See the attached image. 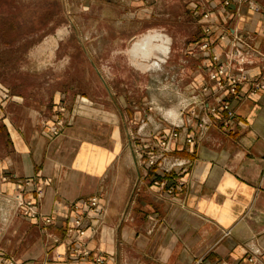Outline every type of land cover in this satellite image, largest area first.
I'll return each instance as SVG.
<instances>
[{
    "label": "crops",
    "instance_id": "1",
    "mask_svg": "<svg viewBox=\"0 0 264 264\" xmlns=\"http://www.w3.org/2000/svg\"><path fill=\"white\" fill-rule=\"evenodd\" d=\"M253 1L259 12L236 14L218 0L208 5L218 29L213 38L221 30L230 34L217 52L231 55L234 67L246 72L239 98L231 99L234 120L226 126L224 115L202 113L209 125L200 132L196 121L182 119L179 139L150 169L147 157L163 154L158 142L171 131L156 122L143 124V138L133 143L124 117L95 105L78 115L69 109L60 134L52 136L57 99L47 121L21 101L3 108L9 143L0 159V262L70 264L64 244L53 242L64 237L65 225L35 224L17 214L15 196L22 190L41 218L71 217L73 203L100 196L106 219L87 247L106 264H252V257L253 264H264V91L250 94L264 82V0ZM146 2L113 1L120 10L140 8V20L148 21ZM199 3L207 8V0ZM237 34L246 46H233Z\"/></svg>",
    "mask_w": 264,
    "mask_h": 264
},
{
    "label": "rangeland",
    "instance_id": "2",
    "mask_svg": "<svg viewBox=\"0 0 264 264\" xmlns=\"http://www.w3.org/2000/svg\"><path fill=\"white\" fill-rule=\"evenodd\" d=\"M113 1L0 0V112L21 101L47 121L55 99L72 102V115L102 106L124 117L133 143L143 124L167 131L188 117L207 81L192 44L200 0H148V21ZM8 143L0 119V159Z\"/></svg>",
    "mask_w": 264,
    "mask_h": 264
},
{
    "label": "built area",
    "instance_id": "3",
    "mask_svg": "<svg viewBox=\"0 0 264 264\" xmlns=\"http://www.w3.org/2000/svg\"><path fill=\"white\" fill-rule=\"evenodd\" d=\"M215 0H207V8L201 7L199 2L193 4V11L197 17V23L203 34V39L199 42L195 49L202 57L201 69L206 75L207 82L202 85L198 99L194 101V107L189 111L188 123L193 124L196 121L195 127L198 131H204L208 128L209 121L202 116L205 113L207 116L224 115V124L229 126L235 118V110L231 101L237 100L240 96L239 87L246 80V72L244 69L235 68L231 55L219 53L216 50L217 43H222L230 37L228 30H221L217 36L213 38L215 32L218 31L215 26L213 12L209 8V4ZM221 7L224 9H233L236 14H241L243 9L252 12H259V7L253 0H218ZM232 43L234 47L246 46L245 39L237 34L233 36ZM258 91H264V82L256 83L251 90V95H255ZM232 99V100H231ZM81 103L87 107L93 106V103L81 98ZM72 103H56V113L59 116L54 122L50 133L52 136H58L64 125L62 115L69 110ZM182 121V119L180 120ZM180 125L176 124L175 129L162 135L158 142V147L162 149L163 154L150 153L147 157V168L150 169L159 165L164 161V154L167 153L171 146L180 137L177 131ZM195 136L189 133L186 137L187 144L194 143ZM140 159L143 156L140 155ZM7 175L3 177V181L7 182ZM42 190H37V197H41ZM16 212L35 224L43 222L46 226H59L64 228V237L53 238L56 244L63 243L66 247L67 260L70 264H106V259L101 253H93L87 247V241L95 237L102 229L106 219V209L102 204L100 196H93L88 199H81L71 205L73 215L71 217L56 216L54 218H41L37 210L36 203L33 200H27L23 196L21 190L15 196ZM250 263H254V258L249 259ZM0 264H17L14 259H8L0 262ZM198 264H202L199 262Z\"/></svg>",
    "mask_w": 264,
    "mask_h": 264
},
{
    "label": "trees",
    "instance_id": "4",
    "mask_svg": "<svg viewBox=\"0 0 264 264\" xmlns=\"http://www.w3.org/2000/svg\"><path fill=\"white\" fill-rule=\"evenodd\" d=\"M203 39V34L198 36L197 39L194 40V42H192V44H198L199 42H201Z\"/></svg>",
    "mask_w": 264,
    "mask_h": 264
},
{
    "label": "bare ground",
    "instance_id": "5",
    "mask_svg": "<svg viewBox=\"0 0 264 264\" xmlns=\"http://www.w3.org/2000/svg\"><path fill=\"white\" fill-rule=\"evenodd\" d=\"M172 113H173V112H172ZM169 114H170V113H169ZM169 114H168V115H169ZM170 115H171V114H170ZM171 116H172V115H171ZM175 116H176V114H175ZM173 117H174V116H173ZM175 118H176V117H175ZM175 120H176V119H175Z\"/></svg>",
    "mask_w": 264,
    "mask_h": 264
}]
</instances>
